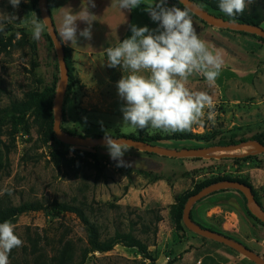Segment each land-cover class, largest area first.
I'll return each instance as SVG.
<instances>
[{
	"label": "rangeland",
	"instance_id": "obj_1",
	"mask_svg": "<svg viewBox=\"0 0 264 264\" xmlns=\"http://www.w3.org/2000/svg\"><path fill=\"white\" fill-rule=\"evenodd\" d=\"M204 1L213 6L219 4V0ZM252 1L248 0L247 8ZM33 2L21 0L19 7L13 9L8 0H0V13H14L17 17L4 24V28H12L6 36L15 37L10 48L0 55V111L8 108L12 101L27 102L30 92L43 91L58 74L57 56L46 38L47 29L39 40L32 38L31 21L35 15L41 18ZM207 8L215 12L209 5ZM260 27L264 29L263 24ZM71 61L74 82L65 105L63 126L77 135L158 136L163 140L154 145L181 150L210 148L209 144L220 140H241L264 134V72L243 78L227 72L219 75L211 85L201 74H193L186 87L194 92H206L213 98V117L209 119L206 108L201 122L193 125L191 131L168 134L124 125L121 107L125 102L118 95L117 82L128 72L119 67H108L106 54L82 58L71 55ZM47 124V117L29 114L16 136L12 134L10 122L3 127L1 139L12 151L7 165L5 150L1 148L0 211L25 203L46 207L45 211L27 212L9 220L15 226V234L23 241L14 258L9 256V264H32L29 237L37 234L46 237L40 247L49 256L55 254L60 239L72 242L78 255L87 247L86 227L76 215L56 210L55 202L83 206L91 221L99 226L103 240L116 231L132 232L149 246V253L155 260V263L147 260L137 248L117 245L109 253H90L85 264H167L170 257L177 258V264H210V259L199 258L204 256L202 252L195 251V256L187 254L182 258L185 251L197 247L195 243L201 239L187 228L178 230L174 227L169 214L171 205L184 192L191 191L196 182L210 177L245 178L248 175L253 186L260 188L264 184V168H250L243 162L220 158L151 157L131 148L123 157L127 166L117 167L106 146L95 152L98 163L89 155L91 148L73 147L79 153L76 155L73 149L69 151L67 168L71 169H59L51 156L58 147L54 142H46ZM179 134H193L198 138L175 139ZM13 138L15 143L11 141ZM202 138L212 141L207 143ZM249 152V149L238 150L236 154ZM155 177L162 180L156 181ZM259 201L264 208V193L259 194ZM204 202L209 203L210 199ZM244 203L240 198L239 202L235 199L215 202L213 206L236 211L224 213L215 222L228 235L263 253L264 233L247 214ZM200 207L194 206L193 217L201 218L199 214L210 222V204ZM158 215L163 220L155 237L152 222ZM144 225L150 227L146 233ZM190 238L194 240L193 244Z\"/></svg>",
	"mask_w": 264,
	"mask_h": 264
},
{
	"label": "clouds",
	"instance_id": "obj_2",
	"mask_svg": "<svg viewBox=\"0 0 264 264\" xmlns=\"http://www.w3.org/2000/svg\"><path fill=\"white\" fill-rule=\"evenodd\" d=\"M8 2L17 9L21 0ZM116 2L120 9L132 10L139 7L142 0ZM82 5L79 13L73 14L71 9L64 12L59 43L77 45L78 35L92 39L96 16L89 8L96 6L95 0H82ZM247 5L248 0H219L218 6L234 19ZM145 11L153 22H157V28L130 25L132 35L129 38L105 49L107 66L128 72L117 82L118 95L125 102L121 107L124 125L168 134L191 131L193 125L201 122L206 108L209 119L213 117L214 101L206 92H194L186 87L188 78L198 73L210 85L214 84L223 59L200 38L187 7H168L167 0H152ZM16 19L14 13H0V31L4 30L5 21L11 23ZM77 21L84 22L86 27L79 29ZM47 24V17L35 15L31 21L33 40L41 38ZM104 141L116 166H127L123 157L133 145L110 135H105ZM22 246L23 241L15 234L14 224L9 220L0 223V264H9L11 251Z\"/></svg>",
	"mask_w": 264,
	"mask_h": 264
},
{
	"label": "trees",
	"instance_id": "obj_3",
	"mask_svg": "<svg viewBox=\"0 0 264 264\" xmlns=\"http://www.w3.org/2000/svg\"><path fill=\"white\" fill-rule=\"evenodd\" d=\"M173 4L175 7H180L183 8L184 6L178 2V0H172ZM194 2L196 5L200 6L203 8L205 11L211 13L213 16L219 19H224L232 22H240V23H245V24H250L254 26L260 27L262 23L264 22V0H253L250 6L245 8L244 12L242 14H238L234 19L231 17H228L225 13H223L220 9L219 6H213L212 4H208L204 0H191ZM219 3V2H218ZM34 6L37 7V12L40 15L39 11V0H34L33 2ZM210 6L212 9L215 10V12L211 11V9L207 8V6ZM219 5V4H218ZM191 17H194L198 20H200L202 23L208 25L206 22L202 21L199 17H197L195 14L190 12ZM41 16V15H40ZM10 28H4L3 31H0V55L5 53L9 48L10 44L12 43V39L15 37L14 35H11L9 37L6 36V33H9L11 31ZM231 32H235L238 34L250 36L256 39H259L264 42V38H261L259 36L249 34L246 32H237V31H232L228 30ZM46 38L48 42L50 43L51 47L55 49L54 43L49 35V33L46 34ZM65 53H66V63L69 69V82L63 102V118H62V123H61V129L64 133L72 135V136H78V137H84V138H102L105 137V135H77L75 133H72L68 131L67 129L64 128L63 123L65 121V105L67 102V99L71 96L72 94V83L74 82V75H73V66H72V61H71V51L65 47ZM56 52V51H55ZM57 56V55H56ZM57 70L58 74L54 77L53 82L51 85L47 86L43 91H33L28 94V101L27 102H17V101H12L10 106L6 108L5 110L0 111V170L3 168L2 164V152L1 148H4L5 152L4 155L6 156V161L7 165L9 162V154L12 151V149L9 147V145L5 144V142L2 141L1 137L3 135V127L6 123L10 122L12 129L14 132H12L13 135H17L22 127L24 126V119L29 115L32 114L37 118H43L44 116L48 118V124L47 130L44 133L46 142H54L57 145V149L54 150L51 154L52 160L55 163L56 167L61 169L66 168V169H71L67 168L68 164L67 162L69 161L67 159V155L71 149L72 151L77 155L79 152L77 150H74L73 147L76 146H71L68 144H65L61 141H59L56 138V135L54 133V104H55V99H56V94H57V89L60 81V68H59V63H58V58H57ZM14 136V137H15ZM112 137H128L132 138L134 140H140L146 143L154 144L155 142L162 141L163 139L159 138L158 136L154 137H147V138H136L134 136H125V135H119V136H112ZM198 138L197 135L193 134H179L175 137V139L178 140H194ZM204 141L207 143L211 142L212 140L208 141L207 138H202ZM255 140L260 142L261 144L264 145V134H258L255 136H252L247 139H241V140H230V141H224L220 140L216 143L209 144L208 147H214V146H231V145H236L242 142L246 141H251ZM12 143H15V138H13ZM84 148V147H83ZM100 147H95L91 148L92 154H89L93 157V159L98 163V156L95 153ZM251 150V149H250ZM94 152V153H93ZM148 156H158L155 154L151 153H144ZM216 157H221V160L224 161H235V162H243L245 164H248L250 168H264V154H258L255 152L247 153V154H226L225 153H215L213 154ZM212 156L211 159H216V157ZM167 158V157H164ZM173 159V158H169ZM191 160H201V158H190ZM187 160V159H183ZM100 169V168H99ZM156 181L157 180H162L161 177H155ZM224 180H231V181H238L247 184L253 189V193L255 195L256 200L258 203L261 205L258 195L256 191L254 190L250 177L248 175L245 176V178H232L230 176H216L214 178H209L207 180H202L196 182L195 187L191 191H186L184 192L181 196H179L176 199L175 204L171 205L170 207V217L171 220L173 221L174 227L178 230H183L186 229V226L183 223V211L184 207L188 201V199L194 195L197 194L199 191H201L204 187L209 186L211 184L221 182ZM228 190H223L220 192H225ZM238 192V191H237ZM240 195H242L244 202H245V209L247 211V214L258 224L261 226H264V224L259 221L257 218H255L247 209L246 205V199L243 196L242 193L238 192ZM200 202V201H199ZM54 208L58 210L59 212L62 213H71L74 214L78 217V219L81 221V223L86 227L87 229V247L82 249L80 251V254H76L74 252V244L70 241L66 240H59V247L57 248L55 254L52 256H49L44 250H42V247H40L41 241L45 240V236H41L40 234H37L36 237H29V242H30V247H31V255L33 256L32 264H85L88 256L90 253H109L113 251V249L117 245H124L128 248H137L138 251L144 255V257L147 260H150L151 262L155 263V260L152 258L151 254L149 253V246L143 242L142 240L136 238L132 232L129 233H121L119 231H116L115 234L105 240L102 239V235L100 232L99 226L91 221L89 216L86 214L83 206H73L69 205L66 203H58L55 202L53 204ZM262 206V205H261ZM263 207V206H262ZM46 207H44L41 204H33V203H25L22 204L18 207H7L5 210L0 211V223H2L5 220H11L15 218L16 216L27 213V212H40V211H45ZM192 216V215H191ZM162 216L158 215L155 217V221L152 222L154 229H153V235L156 237L158 234V225L162 222ZM145 233L146 231L150 230L149 226H145ZM225 235V234H223ZM229 238H232L236 241H239L235 237H231L228 235H225ZM200 237V236H198ZM204 242L210 241L213 242L219 246H223L227 250H229L232 253L238 254L236 251L233 249L217 243L212 240H208L206 238L200 237ZM240 242V241H239ZM242 243V241H241ZM25 247H23L24 249ZM16 249L14 248L9 256L11 258H14ZM178 259L175 258L173 260H169L167 264H174L175 261Z\"/></svg>",
	"mask_w": 264,
	"mask_h": 264
},
{
	"label": "crops",
	"instance_id": "obj_4",
	"mask_svg": "<svg viewBox=\"0 0 264 264\" xmlns=\"http://www.w3.org/2000/svg\"><path fill=\"white\" fill-rule=\"evenodd\" d=\"M156 2H158V0H156ZM151 3L152 0H142V3L139 7L132 10H127L120 9L117 6L116 0H95L96 6L94 8H89V11L96 16V20L93 21L92 25V39L87 40L83 37H79L78 35L77 45H72L70 42L63 43V45L71 51L75 58L105 55L106 48L115 47L124 39L129 38L132 35L130 31V25H136L137 27L147 26L149 29L157 28V22H153L150 18V15L145 11L146 5ZM82 6V0H48V9L58 35L64 12L68 9H71L73 14H76L81 11ZM167 6L173 7V1L167 0ZM192 21L200 38L206 42L209 49L213 51L214 54L218 53L223 59V66L219 75L228 72V74L243 78L260 75L264 72L263 41L225 29H220L209 24L206 25L194 17H192ZM77 24L79 29L86 27L84 22L77 21ZM262 24L264 25V22ZM253 188L256 191L258 198L259 194L264 193V184H262L260 188L255 186H253ZM239 198L241 201H244L242 195L234 190L213 193L194 205L195 207L201 206L200 209H202L204 206L210 204V222H207V220L202 218V215L199 214L198 216L201 218H197L195 216L193 217V209L191 213L192 219L194 222L204 228L210 229L220 234L228 235V233L219 228L218 224L215 222V219H220L224 213H234L236 211L227 209L223 206L213 205L215 202H223L232 199H235L239 202ZM207 199H210L209 203L204 202ZM239 211L241 212V210ZM212 219L214 220L212 221ZM262 227L264 226H261L259 231L264 233V228ZM192 238L196 237L193 236ZM192 238H190V242H192L191 244L194 243ZM198 243H195L197 247H191L186 250L182 255V258L187 254H192L195 256L194 252L197 251L202 252L204 255L199 258L210 259V264L253 263L244 256L232 253L223 246H219L213 242H204L201 239ZM245 246L248 247V245ZM261 246L264 247V242ZM251 250L257 254H261V256L264 258V252L262 253V251L257 249ZM168 259L173 260L171 257ZM178 261L179 260L175 261L174 264H177Z\"/></svg>",
	"mask_w": 264,
	"mask_h": 264
},
{
	"label": "water",
	"instance_id": "obj_5",
	"mask_svg": "<svg viewBox=\"0 0 264 264\" xmlns=\"http://www.w3.org/2000/svg\"><path fill=\"white\" fill-rule=\"evenodd\" d=\"M184 7H187L190 12L199 17L207 24L225 30H232L237 32H246L264 38V29L258 26L232 22L224 19H219L213 16L211 13L205 11L200 6L196 5L191 0H178ZM39 11L41 18L47 17L48 24L46 26L47 31L54 43L56 55L58 58L60 68V81L57 89L55 104H54V133L56 138L68 145L84 148L105 147L104 137L102 138H84L78 136H72L66 134L61 129V123L63 118V102L69 82V69L66 63V53L63 43H59V36L54 27L49 9L48 0H39ZM114 139L123 138L133 145L132 149L139 150L144 153H151L161 157L173 158V159H190V158H211L215 153L232 154L238 150L251 149V152L258 154H264V145L258 141L251 140L242 142L231 146H214L210 148H192V149H167L154 144L146 143L140 140H134L128 137H113ZM249 152V153H251ZM247 154V153H245ZM216 157V156H214ZM221 157H216V159ZM223 190H234L243 194L246 199V205L248 211L259 221L264 224V208L258 203L253 193V189L245 183L231 180H224L204 187L197 194L192 195L183 211V223L186 228L197 236L206 238L208 240L215 241L223 244L240 255L244 256L254 264H264V258L249 249L247 246L239 241L229 238L223 234L204 228L201 225L193 221L191 213L194 205L206 198L207 196L220 192Z\"/></svg>",
	"mask_w": 264,
	"mask_h": 264
}]
</instances>
